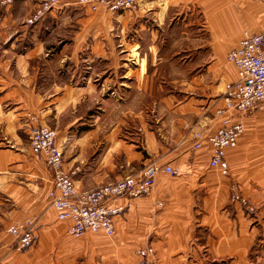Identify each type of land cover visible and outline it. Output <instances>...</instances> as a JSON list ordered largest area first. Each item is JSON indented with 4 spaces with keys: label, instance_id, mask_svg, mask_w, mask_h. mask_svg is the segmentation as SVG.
<instances>
[{
    "label": "crops",
    "instance_id": "obj_1",
    "mask_svg": "<svg viewBox=\"0 0 264 264\" xmlns=\"http://www.w3.org/2000/svg\"><path fill=\"white\" fill-rule=\"evenodd\" d=\"M37 7L0 0V264H136L148 246L152 264H261L264 105L241 117L227 176L208 166L207 144L193 150L191 132L217 129L237 78L226 56L264 31V0H136L117 13L58 0L29 23ZM34 125L55 132L78 194L147 165L179 174L158 171L148 194L112 203L122 208L112 236L73 238L50 205L51 172L31 154ZM28 221L37 239L18 251L7 229Z\"/></svg>",
    "mask_w": 264,
    "mask_h": 264
},
{
    "label": "built area",
    "instance_id": "obj_2",
    "mask_svg": "<svg viewBox=\"0 0 264 264\" xmlns=\"http://www.w3.org/2000/svg\"><path fill=\"white\" fill-rule=\"evenodd\" d=\"M39 7L28 21L31 23L51 11L58 0H37ZM12 0H4L10 4ZM75 3L89 12L100 6L112 13L130 10L136 0H75ZM226 60L236 68V80L226 83L223 92V107L215 111L218 127L213 132L195 130L191 132L193 150H201L205 144L210 148L208 166L217 169L222 176L228 175L225 154L235 148L243 124L241 117L260 109L264 105V31L257 34L245 32L237 46L230 50ZM29 147L34 157L42 158L52 175L53 191L49 193L50 205L59 222L68 221L67 234L79 238L85 233H114L113 218L122 211L114 206L117 199L136 198L148 194L153 188L158 171L177 176V169L165 165L157 168L147 165L138 176H127L114 183L98 186L88 192L78 194L73 182L74 171L64 167L63 154L55 142V132L46 126L34 125L29 130ZM232 201L244 204L235 185L231 186ZM249 212L251 208L247 209ZM15 238L18 251L32 247L37 239L33 223L16 224L7 229ZM136 264H152V247L136 252Z\"/></svg>",
    "mask_w": 264,
    "mask_h": 264
},
{
    "label": "rangeland",
    "instance_id": "obj_3",
    "mask_svg": "<svg viewBox=\"0 0 264 264\" xmlns=\"http://www.w3.org/2000/svg\"><path fill=\"white\" fill-rule=\"evenodd\" d=\"M3 3H4V0H1ZM15 0H12V2L11 3H13ZM10 3V4H11ZM102 7V6H101ZM37 9H38V7H37ZM36 9V10H37ZM36 10H35V12H36ZM35 12L33 13V14H31V16H33L34 14H35ZM89 12V11H88ZM90 13H94V12H90ZM256 252V250H254L253 251V256L255 255V257H253V258H256L257 257V255L256 254H254ZM264 259V258H263ZM261 264H264V261L261 263Z\"/></svg>",
    "mask_w": 264,
    "mask_h": 264
}]
</instances>
